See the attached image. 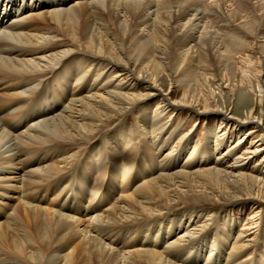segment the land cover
Here are the masks:
<instances>
[{"label":"bare ground","instance_id":"obj_1","mask_svg":"<svg viewBox=\"0 0 264 264\" xmlns=\"http://www.w3.org/2000/svg\"><path fill=\"white\" fill-rule=\"evenodd\" d=\"M258 39L264 0H0V264H264V220L251 243L209 213L264 201L242 171L264 162V56L258 115L209 88ZM181 108L218 121L203 146L166 123Z\"/></svg>","mask_w":264,"mask_h":264},{"label":"rangeland","instance_id":"obj_2","mask_svg":"<svg viewBox=\"0 0 264 264\" xmlns=\"http://www.w3.org/2000/svg\"><path fill=\"white\" fill-rule=\"evenodd\" d=\"M241 53H242V55H241L242 59L241 60L237 59V57H235L236 67H238V68H237V73H236V77L234 79V82L232 84H230L228 82L229 78L228 79L227 78L221 79V77L218 76L215 80H210L209 88H211L210 90L212 93V97L214 99V104L217 105L219 107V109L225 108V111H226V109L227 110L229 109V112L231 113V115H236L239 113L240 116H243L244 112H246V109H248L254 105V107H256V115H258L259 107L256 104V99H257L256 96H258V89L256 87L257 86L256 72L258 71V69L261 68L260 65L257 64V60H258V58L264 56V39H258L256 41L248 40L246 42V46L241 50ZM243 72H245L246 75H248L247 77L250 81V85L252 87V92H254V94L248 93V96H249L248 100L244 102L243 106H240L238 101H237L238 90L240 89L242 83L246 82V81H244V77L242 74ZM226 77H228V76H226ZM262 81L264 82V74L262 76ZM244 84H246V83H244ZM233 85H235V87ZM244 86H246V85H244ZM232 89L234 90V92H233L234 97H232L230 95V91ZM245 91L247 92L246 89H245ZM161 101L162 100L159 99L160 105L163 106L164 103L162 105L163 101L162 102ZM202 104H203V102L201 103L200 107H202ZM174 114L175 113H173V112H171V113L168 112V114L166 115V119H165L166 123L167 124L172 123L171 128H174L177 126L176 124H179L181 122L183 125L182 133L185 134L188 132V134H192V136L194 135L193 141H191V142L193 145H195V147H197V145H199V147H201L205 144L204 139H205V135H206L207 131L212 133L215 131V129H217L219 127V125L217 123L218 121L217 122L215 120L213 121V119H209L207 121L206 119H200V116H198L199 117V119H198L196 116L186 113V111L182 108H181V110H179V109L176 110L177 115H174ZM134 116H137V115L136 114L129 115V117H128V122L130 123V124L128 123L129 125H131L132 122H134V119H135ZM225 130L227 132V135L224 137H222V136L217 137L216 141L219 143L220 142H227L226 141L227 139L232 138L233 144L234 143L236 144L238 138L235 137L234 130L233 129L230 130L227 127H225L223 129V131H225ZM252 138H253V136H252ZM250 139H251V137H250ZM250 139H248V142L250 141ZM178 144H179V146H178ZM181 145H182L181 141L175 140L170 145V147L172 146L176 150V149H180ZM172 147H171V149H172ZM229 149L231 152L229 165H234L236 163V159L242 154L244 148H241L238 153H236L235 149H233L231 146L229 147ZM181 160H182V162H184L185 157L182 156ZM259 161H260V159L256 160L253 165H248L242 171L245 173H250L253 170L251 173L253 175H257L260 167H262L264 169V162L259 163ZM250 163H251V161H249L246 164H250ZM253 205L245 206L243 208V210L236 209L234 212H232L230 210L231 208H229V207H226L224 209H220V207H213L215 212H213L211 210L209 213L210 214H213V213L219 214V212L222 210H225V211L228 210L227 213H229V215H231L234 219L238 218L239 224L237 226V230L238 231L242 230V233H244V235L246 237H248V239H250V242L254 243L257 240V236L259 234V232H258L259 230H257V226L259 224H261V221L264 220V201L259 202V203L257 202ZM231 216H229V217H231ZM202 220L203 219H201V221ZM198 225L201 226L199 228L200 234H204L205 236H208L209 227L206 225V223L199 222ZM201 228H203V229H201ZM232 251L239 252L241 250L239 249V247H233V246L231 247L230 246L229 252H232ZM249 253H250V255H253L255 253V250L250 249ZM226 263L227 262H223L222 264H226Z\"/></svg>","mask_w":264,"mask_h":264}]
</instances>
